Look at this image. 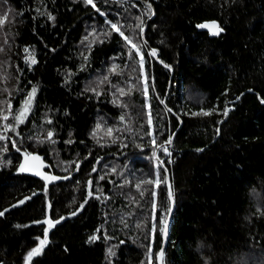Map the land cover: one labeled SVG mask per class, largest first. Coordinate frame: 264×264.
Segmentation results:
<instances>
[{
    "label": "trees",
    "instance_id": "1",
    "mask_svg": "<svg viewBox=\"0 0 264 264\" xmlns=\"http://www.w3.org/2000/svg\"><path fill=\"white\" fill-rule=\"evenodd\" d=\"M94 2L99 12L84 0H0V124L15 127L1 144L0 264H26L45 231L35 222L49 216L65 219L31 264H157L167 185H136L166 178L159 160L174 201L164 264H264V0ZM108 20L140 45L144 75ZM212 20L217 36L197 27ZM33 88L30 113L15 122ZM169 138L170 157L160 147ZM26 150L61 179L20 172Z\"/></svg>",
    "mask_w": 264,
    "mask_h": 264
},
{
    "label": "snow or ice",
    "instance_id": "2",
    "mask_svg": "<svg viewBox=\"0 0 264 264\" xmlns=\"http://www.w3.org/2000/svg\"><path fill=\"white\" fill-rule=\"evenodd\" d=\"M84 2H85V4L91 5L93 8H96V4H95L94 0H84ZM146 7H147V13L146 14L149 15V17H150L151 14H154L153 11H152L151 4L147 3ZM96 10L98 12L100 11L99 8H96ZM101 15H105V13L101 12ZM51 19H54V17H51ZM137 19L140 20V23L137 25V27L140 29V32L143 33V30H144L143 29V23H144L143 19L141 17H137ZM7 20H8V16L7 15L0 14V25H3L4 23H6ZM107 23L110 25L111 31H114V32L118 33L125 40V42L128 45H130L131 49L135 51L136 55L139 56V61L138 62L140 64L141 68H143L144 56L140 52V45L138 43H134L133 42V38L125 35L124 31L121 30L123 26L120 25L119 22H113L111 20H108ZM198 27L208 28L213 35H218L221 31H223V29L215 22H212L211 24H201V25H198ZM110 34L111 33H104V35H110ZM93 35L95 36L96 34L93 33ZM0 51H2V49H0ZM25 51H28V50L25 49ZM150 55L156 56L157 55L156 50H152L150 52ZM128 56H129V59L133 58L132 51H129ZM29 60H30L31 64H35L37 62L34 56H30ZM118 67H119V65H113L111 71L116 73V69ZM165 67H169V66L165 65ZM116 74L118 75L119 73H116ZM105 79H107V77H105ZM144 83H145V85H147V76L144 77ZM118 91H119L121 96L127 94V93H125L123 88L118 89ZM144 91H145V95H147V87H145ZM35 93H36V89L33 88L31 94H29L27 96V98L24 100L23 106L20 108L18 114L14 115L12 117V119L15 122H18V123H24L25 122V119H26V117L29 114V111L31 109L32 102H33V99L35 97ZM262 102H264V101H262ZM5 103H7V102H5ZM113 103H117V101L114 100ZM11 107L12 106L9 103L8 104V109H7L8 112L11 111ZM148 107H149V113H148L149 114V124H151V111H150L151 106L149 105ZM230 110L231 109H229L227 107V105H226L225 109L223 111V115L225 117H227V115H228ZM168 111L171 112V109H168ZM201 114L210 115L211 113L210 112L193 113V115H201ZM8 119H9V116L7 114L0 116V120L7 121ZM120 119H121V121H123L124 117L121 116ZM48 123H51V121H48ZM221 123H222V121H221ZM4 130H5V132H7V131H15V127L12 126V125H9V124H4ZM97 130H99V125L97 126ZM116 131H119V129H116ZM216 131H217V134H219V129H217ZM112 132H113L112 128H108L107 129V135L111 136ZM95 135H96V132H93V136H95ZM47 136H48V139L51 140L52 137H53V132L49 131L47 133ZM9 139L10 138L8 136H6L4 134H0V141H7ZM54 142L55 141H53V143ZM11 143H12L13 147H16V143L17 142L15 140H11ZM167 144L168 145L172 144V139L171 138H169L167 140ZM153 145H155V139H153ZM160 147L163 149V151H164V153L166 155H168L169 157L171 156V152L169 151V149L166 146L161 145ZM4 151H7L6 147L4 148ZM16 151L20 152L21 149L19 147H16ZM197 151H203V149H198ZM23 156H24V162L21 163L20 166H19V171L20 172H32L35 175L41 176L45 181H53V180L61 179L60 177H57V176L46 175L45 173L40 171V169L42 167H45L46 165H44L43 160L41 159V157L39 155H36V154H33V153H29V152H24ZM157 159L159 160V157H157ZM160 163L162 164L163 161H160ZM166 172H167V169L165 168V173ZM100 179H103V177H100ZM162 182L167 184V186H168V197H169V200H173V192H172L171 184L167 181L166 178L163 181H161L160 176H159V172H157L156 179L154 181L151 180V179L143 180V181H141V183H138L136 185V188L140 189L141 188V184H149V185L154 184L156 187H159V185ZM87 183H88V187H89V191H88L87 195H88V197H92L93 196V192L91 190L92 181L89 180ZM97 191H99V189H97ZM140 194H141V196H143L144 192L141 191ZM153 196L155 197V193H153ZM95 198L99 199L100 197L96 196ZM20 203H23V201H21ZM85 203H87V200H85ZM51 207H52L51 204H49L48 205L49 210H51ZM80 207L82 209L83 208V204ZM153 209L155 210V203L153 205ZM170 213H171V207H168L167 208V213L164 215V218L162 220V227L160 228V231H161L162 235L165 238L167 237V234H168V215ZM77 214H78L77 212H73L71 215L75 216ZM3 215H4V212H0V216H3ZM64 219H65V217H60L58 219L53 220L51 218V216H49L47 219H45L43 221L35 222V223L46 224L47 228L44 231L43 238L42 239L39 238V237L37 238L39 240V245L37 247L33 248L31 251H29L27 253L26 264H31L32 259L34 257L40 256V255L43 254V251H44L45 247H47V245L49 243V231L52 228H54L57 224H60ZM137 226L139 227V225H137ZM17 227H19V225H17ZM97 231L99 232V229ZM152 231H153V233L156 231L155 224H153ZM98 238L99 237L97 235H93V236H91L89 238V242L95 241ZM105 239H110V237L105 236ZM108 254H109V256L113 255V251H112L111 248L108 249ZM158 255H159V259H160V264H163V257H164L163 248L160 249V252H159Z\"/></svg>",
    "mask_w": 264,
    "mask_h": 264
},
{
    "label": "water",
    "instance_id": "3",
    "mask_svg": "<svg viewBox=\"0 0 264 264\" xmlns=\"http://www.w3.org/2000/svg\"><path fill=\"white\" fill-rule=\"evenodd\" d=\"M153 13L154 14H152V16H151V20L152 19H154V17H155V10L153 9ZM148 22V21H147ZM147 22L145 23V26L143 27V33H145V31H146V28H147ZM212 22H215V23H217L218 24V22L217 21H215V20H212V21H205V22H203V23H200V24H198V25H201V24H211ZM219 25V24H218ZM198 27V26H197ZM198 29H200V30H202V31H207L209 34H210V36H217V35H213L211 32H210V30L208 29V28H201V27H198ZM219 35V34H218ZM152 50H154V49H151L150 50V52L152 51ZM157 61H158V57H157V55L156 56H153ZM166 68H168V67H166ZM169 69V68H168ZM172 76H173V72H171V78H170V80H169V84H168V89H167V93H166V96H165V98H167V96H168V94H169V90H170V85H171V81H172ZM240 99V96L239 97H237V99L234 101V102H236V101H238ZM3 133L7 136V132H5V130L3 129ZM4 142V141H3ZM164 146H166V147H168L169 145L167 144V143H165L164 144ZM159 149V148H158ZM33 154H36V155H39V154H37V153H33ZM156 154H157V152H156ZM40 156V155H39ZM41 157V156H40ZM41 159L43 160V163H44V165H46L45 167H42L41 169H40V171L41 172H43V173H45L46 175H48L47 173H46V168H47V162L45 161V159L43 158V157H41ZM160 161H162V160H159V164H160V166L163 168V170L165 171V168L167 169V167L165 166V164H164V162L161 164L160 163ZM24 162V156L21 158V160H20V162H19V166H20V164L21 163H23ZM23 173H25V174H28V175H31V176H33V177H35V178H42L41 176H38V175H35V174H33L32 172H23ZM165 175H166V179H167V181L171 184V179H170V174H169V171H168V169H167V172L165 173ZM43 179V178H42ZM167 185V184H166ZM171 187H172V184H171ZM167 189H168V186H167ZM173 192V191H172ZM170 207H171V213L168 215V234H169V228H170V223H171V216H172V211H173V206H174V201L173 200H170ZM168 234H167V237L165 238L163 235H162V245H161V248H163V250L165 251V248H166V243H167V238H168ZM160 248V249H161ZM159 252H160V250H159ZM159 252H158V254H159ZM157 254V257H156V261H157V264H160V259H159V255ZM163 264H164V257H163Z\"/></svg>",
    "mask_w": 264,
    "mask_h": 264
},
{
    "label": "rangeland",
    "instance_id": "4",
    "mask_svg": "<svg viewBox=\"0 0 264 264\" xmlns=\"http://www.w3.org/2000/svg\"><path fill=\"white\" fill-rule=\"evenodd\" d=\"M140 52L142 53V50H141V48H140ZM139 57V56H138ZM145 59H144V65H145ZM144 65H143V68H142V74L144 75ZM29 94H31V92H29L28 94H27V96L29 95ZM27 96L25 97V99L27 98ZM24 99V100H25ZM24 100H23V102H22V105H21V107L23 106V103H24ZM32 105H33V102H32ZM20 107V108H21ZM31 109H32V106H31ZM31 109H30V111H31ZM20 110V109H19ZM30 111H29V113H30ZM19 112V111H18ZM18 112H17V114H18ZM201 112H205V111H201ZM28 116V115H27ZM27 118V117H26ZM26 120V119H25ZM2 127L4 128V125H1L0 124V131H2L3 132V129H2ZM8 133H9V131H7V136H8ZM2 134H4V133H2ZM5 135V134H4ZM2 143H4V142H1L0 141V157L1 156H4V151H3V148L1 147V144ZM25 152H29V153H32V152H30L29 150H26ZM47 219V218H46ZM47 228V225L45 224V229ZM43 238V237H42ZM41 238V239H42ZM39 245V242L37 243V245H36V247Z\"/></svg>",
    "mask_w": 264,
    "mask_h": 264
},
{
    "label": "flooded vegetation",
    "instance_id": "5",
    "mask_svg": "<svg viewBox=\"0 0 264 264\" xmlns=\"http://www.w3.org/2000/svg\"><path fill=\"white\" fill-rule=\"evenodd\" d=\"M2 129H4L3 127H2ZM3 132L2 131H0V134H2ZM1 142H3V141H1ZM5 142V141H4Z\"/></svg>",
    "mask_w": 264,
    "mask_h": 264
}]
</instances>
